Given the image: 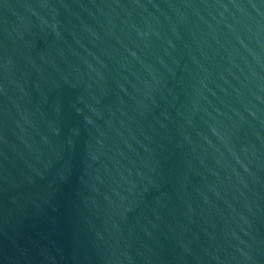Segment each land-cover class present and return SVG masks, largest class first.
<instances>
[{"label": "water", "instance_id": "1", "mask_svg": "<svg viewBox=\"0 0 264 264\" xmlns=\"http://www.w3.org/2000/svg\"><path fill=\"white\" fill-rule=\"evenodd\" d=\"M0 264H264V0H0Z\"/></svg>", "mask_w": 264, "mask_h": 264}]
</instances>
